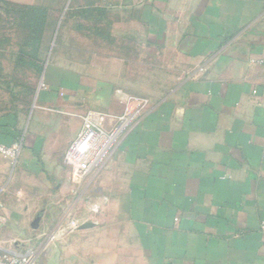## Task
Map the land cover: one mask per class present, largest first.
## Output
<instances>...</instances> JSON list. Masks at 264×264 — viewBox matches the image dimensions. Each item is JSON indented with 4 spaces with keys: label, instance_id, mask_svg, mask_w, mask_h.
<instances>
[{
    "label": "crops",
    "instance_id": "0c3cea01",
    "mask_svg": "<svg viewBox=\"0 0 264 264\" xmlns=\"http://www.w3.org/2000/svg\"><path fill=\"white\" fill-rule=\"evenodd\" d=\"M64 3L59 10L42 3L47 14L55 15L50 46L58 45L60 32L70 24L76 38L71 45H82L86 38L123 52L149 48L150 65H145L165 71L170 81L159 98H149L142 121L98 175L110 195L101 194L106 201L97 198L100 213L91 215L90 200L81 205L71 172L59 168L55 211L37 209L38 198L21 192L11 202L0 200V245L22 255L43 243L37 264H264V65L259 63L264 0ZM136 56L134 71L142 69ZM105 59L115 65L103 66L109 69L108 80L94 84L79 81L84 75L68 80L65 69L40 65L45 83L55 71L61 79L35 90L38 104L25 134L7 127L15 126L13 114L0 116V125L8 128L0 133V143L21 146L17 158L0 153L8 168L45 175L43 143L60 140L66 153L80 130L66 108L79 105L81 95L94 94L105 107L116 105L124 112L129 97L141 93L127 80L138 77L131 73V59ZM40 60L46 63L45 54ZM149 76L150 81L158 78V70ZM54 112L60 115L49 116ZM63 153L50 154L48 163L61 167ZM86 221L94 225L80 229ZM71 222L78 226L69 228ZM49 235L54 236L50 241ZM69 237L70 246L59 248ZM82 239L84 246L77 244Z\"/></svg>",
    "mask_w": 264,
    "mask_h": 264
},
{
    "label": "rangeland",
    "instance_id": "374dc122",
    "mask_svg": "<svg viewBox=\"0 0 264 264\" xmlns=\"http://www.w3.org/2000/svg\"><path fill=\"white\" fill-rule=\"evenodd\" d=\"M65 1L66 0H0V116L3 117L4 115L7 116L13 114L16 117L15 122L14 117L12 119L15 126H7L9 129H12L11 131H13L15 127H17L19 131L23 130L22 134H25L28 131L29 121L32 117L33 111H31V109H35L34 105L36 106L38 104L35 90L37 91L39 88L40 91L44 90L48 88L45 86L47 85V82L48 84L49 82L59 83V79H61L59 76L60 73L55 71L53 72V77L46 78L45 83V80L43 81L42 73H39L40 68H38L36 64L32 65L33 58L27 51L30 47L22 46L24 38L27 35L26 31L22 30L21 26L18 24L19 14H22V11L27 8V6L39 5L42 7V3L47 7L51 6L53 9L55 8L59 10L63 4L65 5ZM54 16L53 12L48 14V21L46 23V28H48L42 35V37L45 38V45L40 46L37 59L38 65H41L42 67V64H47L49 68L53 65L55 68L65 69L67 73L65 75H67L68 80H74L75 78L78 79V77H76L77 73L78 75H84L82 78L79 76V81H84L85 84H94L96 79L108 80V78L105 77V73L108 72L109 69L104 70L103 66L109 67L111 63L112 65H115L113 61L109 62L105 59L106 56L124 55L131 59V61H128V65L130 69H132L131 73L138 76L136 78H127V80L130 81L129 85L133 86L134 89L139 90V92L141 91V93H134L133 95L154 99L161 96L160 88L162 85H166L170 79L164 76L166 75L165 71H159L155 66L151 71L149 67L145 65L151 58L149 48L144 46L142 47V51L134 52V47H131L130 49L127 47V49H125L126 51L123 52L119 46L94 44L93 41L87 40L86 38L82 39L84 42L79 41V43H83L82 45H71V43L76 42V38L73 37V31L70 24L67 25V27H64L60 32L57 39L59 41H57L58 45L54 46L51 44V47L49 43H51V40L54 37L53 34L55 33V25H53ZM44 54L46 63L43 62L44 60H40L44 57ZM20 55H24L27 60L26 63L20 62ZM135 55H137V58H141V64L139 65L142 66V69L137 67V71H134L136 63L132 61L135 58ZM147 65H150V62L147 63ZM115 70L117 69L114 68V71ZM157 70L159 77H154L150 81V73L152 72V76H154V74L157 73ZM95 74H97L98 77H94L93 75ZM115 80L118 81L117 78H115ZM122 80H124V78H122ZM81 96V102L79 105H73L71 108H66L67 111L73 113L72 125H77L78 129L82 126L83 116L89 110L114 114L122 113V110L119 111L120 108L116 105H114L115 107H105L103 100L94 98L96 96L94 94L85 95L83 97ZM58 115L60 114L57 112L49 114L52 118L58 117ZM7 127L0 125V133L5 132L6 129H8ZM52 136L53 135L48 138H53ZM55 138H59V136H56ZM59 141L60 140L57 142L55 141L56 143H43L42 155L45 158L42 167L44 168L45 175H37V177L29 176L27 173L29 171L23 170L17 166H13L14 169L10 166L8 168V165L6 166V164L0 159V200L3 202H11L16 198L15 196L18 192H21L18 195H23V197H26L25 195H31L34 198H38L39 207L37 209L43 208L45 210V208H49L50 211H55L57 206L53 201L57 197L59 191V187H56L55 182L58 179L59 168H66V170L69 171V174L71 172L70 166L65 162L66 153L62 151L63 149L61 148ZM3 142L6 143L7 141L3 140ZM8 143L9 142H7V144ZM62 153L61 167H57V163L55 165L50 164V162L48 163V157L50 154L60 156ZM30 178H32L34 182L30 180ZM86 183L87 182H82L78 185L76 184L77 187L75 188H73L74 185L71 184L74 190L72 191L74 193L79 192L75 195L79 196L78 200L82 203L81 205L91 198L96 199L98 196H101V194L110 197L109 190L102 188V177L100 182L99 180H96V182L89 186ZM34 185H36V187L33 189ZM53 214L54 212L51 213V215ZM59 214L60 212L57 211L56 215L53 216L55 217ZM70 244L71 239L69 237L66 243L58 246L59 248H61L60 246L69 247ZM77 244L84 246L86 245V240L84 241V239H82ZM67 255L70 257V252L67 251Z\"/></svg>",
    "mask_w": 264,
    "mask_h": 264
},
{
    "label": "built area",
    "instance_id": "2783aa9c",
    "mask_svg": "<svg viewBox=\"0 0 264 264\" xmlns=\"http://www.w3.org/2000/svg\"><path fill=\"white\" fill-rule=\"evenodd\" d=\"M259 63L264 65V57ZM150 105L151 101L147 97L131 96L121 114L89 110L83 116L82 126L65 155V162L71 168V180L74 184L87 182L88 185L95 182L98 175L112 161L122 140L140 124ZM20 150L19 144L0 143V153L7 157L17 158ZM97 198L107 200L106 196ZM97 198L89 201V212L92 216L102 210L103 205ZM77 226V223L71 222L69 228ZM261 229L264 232V221L261 223ZM53 237L49 235L47 240L50 241ZM44 252L43 243L22 255L7 251L0 245V264H37Z\"/></svg>",
    "mask_w": 264,
    "mask_h": 264
},
{
    "label": "trees",
    "instance_id": "16d2710c",
    "mask_svg": "<svg viewBox=\"0 0 264 264\" xmlns=\"http://www.w3.org/2000/svg\"><path fill=\"white\" fill-rule=\"evenodd\" d=\"M18 20L19 26H21L22 30L26 31L27 35L24 38L22 46L30 47L27 51L33 58L32 65L36 64V66L40 68V65H38L37 63V59L39 55L42 35L48 21V14L43 7L39 5H31L27 6V8L22 11V14H19ZM19 57L20 62H27L24 55H20Z\"/></svg>",
    "mask_w": 264,
    "mask_h": 264
},
{
    "label": "water",
    "instance_id": "95a60500",
    "mask_svg": "<svg viewBox=\"0 0 264 264\" xmlns=\"http://www.w3.org/2000/svg\"><path fill=\"white\" fill-rule=\"evenodd\" d=\"M40 219H41V215H37V217L35 218V220L33 221L32 225L34 227H37L39 222H40ZM94 225V222L93 221H86L84 222L82 225H80V229H84V228H88V227H91Z\"/></svg>",
    "mask_w": 264,
    "mask_h": 264
}]
</instances>
